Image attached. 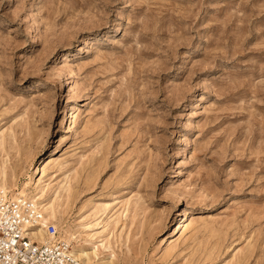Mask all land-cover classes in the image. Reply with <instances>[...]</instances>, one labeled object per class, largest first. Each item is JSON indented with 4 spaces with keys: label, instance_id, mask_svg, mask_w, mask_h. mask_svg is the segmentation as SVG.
Instances as JSON below:
<instances>
[{
    "label": "rangeland",
    "instance_id": "rangeland-1",
    "mask_svg": "<svg viewBox=\"0 0 264 264\" xmlns=\"http://www.w3.org/2000/svg\"><path fill=\"white\" fill-rule=\"evenodd\" d=\"M0 188L88 264H264V0H0Z\"/></svg>",
    "mask_w": 264,
    "mask_h": 264
},
{
    "label": "built area",
    "instance_id": "built-area-1",
    "mask_svg": "<svg viewBox=\"0 0 264 264\" xmlns=\"http://www.w3.org/2000/svg\"><path fill=\"white\" fill-rule=\"evenodd\" d=\"M42 222L37 204L0 189V264H82L56 225Z\"/></svg>",
    "mask_w": 264,
    "mask_h": 264
},
{
    "label": "bare ground",
    "instance_id": "bare-ground-1",
    "mask_svg": "<svg viewBox=\"0 0 264 264\" xmlns=\"http://www.w3.org/2000/svg\"><path fill=\"white\" fill-rule=\"evenodd\" d=\"M182 135V134H181ZM0 189H2V188H0ZM4 192H6L7 190H4V189H2ZM17 191H15V192H13L14 194L16 193ZM6 193H8V192H6ZM8 195H9V197L10 198H12V199H18V198H20V196H18L19 195V193H16L15 194V197H13L10 193H8ZM30 200V199H29ZM32 202H34V201H32ZM35 203V202H34ZM36 204V203H35ZM42 211V210H41ZM45 212V216L46 217H44V214H43V222H42V224L44 225V224H47V223H52V222H49L51 219H54V217H53V215H51L50 213H48V211L47 210H45L44 211ZM43 213V212H42ZM42 241H44V238H42ZM67 242V241H66ZM74 252V251H73ZM74 257L76 258V259H78L82 264H88L87 262H86V260H88V254L87 253H84V252H82V251H78V252H74Z\"/></svg>",
    "mask_w": 264,
    "mask_h": 264
}]
</instances>
